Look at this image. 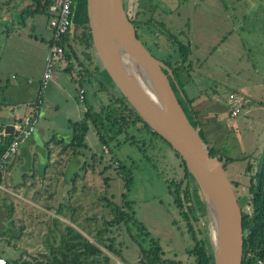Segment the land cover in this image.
Instances as JSON below:
<instances>
[{
    "label": "rangeland",
    "instance_id": "rangeland-1",
    "mask_svg": "<svg viewBox=\"0 0 264 264\" xmlns=\"http://www.w3.org/2000/svg\"><path fill=\"white\" fill-rule=\"evenodd\" d=\"M124 1L129 16L142 25L151 21V29L141 27L138 32L160 60L176 63L181 59L173 38L190 44L180 86L176 85L178 93L183 95L181 91L184 90L189 99L196 98L192 107L198 114L209 147L222 150L223 162H227L228 156L236 159L227 163L226 171L229 179L238 183L234 188L243 210L250 212L251 173L247 165L253 163L256 170L264 148V0ZM31 4L32 0H0V78L3 86L11 67L26 71L27 76L33 73L40 76L46 65V45H50L47 41L52 36L48 28L50 14L22 15ZM76 49L82 55L83 47L76 46ZM96 64L95 60L90 66L94 73ZM74 70L75 75H83L79 66ZM64 75L68 79L66 89L64 85L53 83V74L45 91L46 114L39 125L44 137L41 132H35L34 143L31 139L20 149L24 164L32 163L29 170L33 175L25 177L24 166L13 167L16 160H21L19 154L5 165L7 179L3 184L11 198L1 203L0 252L5 251L6 258L42 257L50 250L47 237L57 235L65 224L73 225L99 244L95 235L114 217L115 206L125 203L123 195L126 192L128 200L134 203L135 217L159 240L163 258L194 264L195 257L189 250L195 240L168 188L170 181L183 177L181 159L162 139L151 143V135L137 130L140 124L130 129L136 135L135 144L122 134L119 136L121 146L114 150L108 147V152L103 150L94 127L87 135L88 149L67 144L72 123L81 120L88 109L97 111L103 104L110 103V95L94 83L91 87L95 95L87 91L86 99L81 102L76 82L70 74ZM0 94L3 95L1 91ZM236 96L243 99L240 113L213 121L210 111L219 114L230 109L226 104ZM232 104L233 108L239 106V103ZM3 106L4 98L0 96V107ZM76 106L82 113L71 114V108ZM184 106L189 108L185 101ZM189 115L195 121L191 110ZM144 139L148 141L145 146ZM60 140L63 143L58 142ZM100 155H103L101 159ZM119 159L126 160L128 170L132 171L133 184L129 191L126 174L118 168ZM8 171L14 178L12 184ZM194 188L191 182L190 190ZM185 206L186 210L192 209L190 218L197 238L207 237V249L211 253L205 203L198 204L194 196L185 200ZM60 207L61 215L57 214ZM57 217L59 222L56 223L54 218ZM127 228L128 225L121 224L106 233L115 237L114 247L120 254L117 257L111 253L109 264H140L143 254L131 235L139 232L137 225L131 224V231ZM95 264L105 263L101 258Z\"/></svg>",
    "mask_w": 264,
    "mask_h": 264
},
{
    "label": "trees",
    "instance_id": "trees-1",
    "mask_svg": "<svg viewBox=\"0 0 264 264\" xmlns=\"http://www.w3.org/2000/svg\"><path fill=\"white\" fill-rule=\"evenodd\" d=\"M54 0H32V4L22 11V15H35V14H49V6ZM126 8V3L124 1ZM130 20L134 23L136 29L141 27L151 29V21H145L142 25L138 20L129 16ZM75 27L73 30L74 38L73 41L78 43L83 47V53L80 55L76 49V45L72 43L70 36L66 35L63 40L59 41V44L65 47L66 50V62L65 70L72 72L79 66L82 69L83 81L80 82V87L86 89V93L89 90L87 85L93 83V78L96 79L94 83L98 84L101 91H106L110 95V103L107 105L103 104L101 109L98 111L87 110L84 117L72 123V132L70 133V141L67 144L73 145L75 148L88 149L89 144L87 142V135L91 129L94 127L99 136V141L103 146H108L111 150L119 148L121 142L119 136L126 134V139L135 144L137 141L136 135L132 134L130 129L136 125L140 124L137 130L146 131L147 134L151 135L150 142L153 143L157 139H162L171 148V144L168 143L160 134L153 130L150 125L139 115V113L128 103V101L117 91L113 82L109 77L100 69L99 65H95V73L90 70V66L95 64V59L89 51V43L83 28V18H82V8L78 2V6L75 12ZM173 43L177 45V49L181 56V59L172 63L171 61L165 62L172 70L173 77L171 78V83L174 88L175 93L182 105L184 101L187 103L188 109H184L193 125H199L201 127L200 121L197 119L198 114L193 109L192 104L196 100L189 99L182 90L183 95L178 93V88L176 85L180 86L181 73L185 69L186 62L188 61V56L190 54V44H185L179 41L177 38H173ZM51 44V41H50ZM82 56V57H81ZM65 62V61H64ZM59 62L55 68H58ZM77 64V65H76ZM111 88H109V86ZM183 96V97H182ZM189 110L193 112L195 121L189 115ZM3 127H0V133ZM202 128L200 131L201 136L206 140L203 135ZM1 138V135H0ZM12 141V135L5 136L0 140V158L2 154L6 151L9 144ZM207 141V140H206ZM30 141L25 144L27 145ZM63 143L62 140L58 141ZM148 143L147 139L143 140V145ZM208 143V142H207ZM67 144L65 146H67ZM23 145V147L25 146ZM48 145V144H47ZM141 147H144V146ZM139 146V145H138ZM142 151H144L141 148ZM172 150L181 159V164L183 166L184 174L182 179L179 181L172 180L168 183V188L170 193L174 196V202L178 206L181 214L187 220L188 226L190 228V234L195 240V245L189 250V253L195 257L194 264H214L213 253H209L207 246V237L202 239L197 238V233L192 225V220L190 218V212L192 209L186 210L185 200L193 198L197 200L198 204H202L204 201L200 195L199 188L194 180V177L188 171L185 162L182 160L180 154ZM23 151V150H22ZM211 156L219 157L221 161H224V155L222 150L214 147H210ZM48 152V150H47ZM21 157L22 171L26 177L28 174H32L29 168L32 163L24 164ZM96 157V154H93ZM100 159L103 155H100ZM46 159V158H45ZM120 160V159H119ZM236 159L232 157H227V162L224 163V167L227 170V163L234 162ZM258 165L255 170L253 163H248L247 170L251 173L249 181V192L250 198L248 204L251 207V211L243 210V228H244V260L243 264H259L258 260L261 259L264 264V148L258 158ZM85 168V165L83 166ZM128 162L119 161L118 168L126 174V188L129 191L133 184L132 171L128 170ZM77 175V173H76ZM24 177V178H25ZM191 182H194L195 188L193 191L190 190ZM234 186L238 183L231 181ZM24 184V181L20 183ZM185 187L183 188V186ZM125 203L122 206L116 205L114 208V217L111 220H107L105 228L95 235V238L99 244L92 242L88 237H86L79 229L75 228L71 224H65L60 221V223L65 224L64 228L57 232V235L53 234L47 237L49 253L43 254L42 257L33 256L31 259H23L22 256L19 257H5V251L0 252V256L5 257L7 264H95L101 260H104L105 264H109L111 260L110 254H114L120 257L118 250L114 247L115 237H109L106 233L111 232L113 227L121 226V224L128 225V230L131 231V224L137 225L138 233L131 234L133 240L139 245L143 257L140 264H159V263H170V264H182L180 261L176 260H166L163 258L164 251L160 245L158 239L152 236V234L146 230L143 223L139 222L135 217L134 203L128 200L127 193H124ZM11 195L8 192L0 191V201L1 203L8 201ZM239 202H240V198ZM241 203V202H240ZM243 209V208H242ZM2 210V206L0 211ZM11 213V212H10ZM57 214H63L62 207L58 208ZM55 222H59L58 217L54 218ZM131 233V232H130ZM54 238V239H53ZM252 254V257H248V254Z\"/></svg>",
    "mask_w": 264,
    "mask_h": 264
},
{
    "label": "water",
    "instance_id": "water-1",
    "mask_svg": "<svg viewBox=\"0 0 264 264\" xmlns=\"http://www.w3.org/2000/svg\"><path fill=\"white\" fill-rule=\"evenodd\" d=\"M89 51L139 115L177 151L200 190L214 264H242L243 209L223 161L211 156L171 83L173 72L140 37L124 0H77ZM14 126L6 125L12 134ZM214 236V237H213Z\"/></svg>",
    "mask_w": 264,
    "mask_h": 264
},
{
    "label": "built area",
    "instance_id": "built-area-1",
    "mask_svg": "<svg viewBox=\"0 0 264 264\" xmlns=\"http://www.w3.org/2000/svg\"><path fill=\"white\" fill-rule=\"evenodd\" d=\"M77 0H54L49 6V28L52 31L51 44L49 45V53L46 61L45 70L40 82V86L35 99L29 102V111L21 116H18L15 122L12 124L14 130L12 134H7L5 129L0 133L2 140L7 135H12V141L9 144L6 151L0 158V191H6L4 186L5 179H7V172L5 171V165L11 157H15L21 147L27 143V141L34 135L39 127L41 114L44 105L45 91L53 79L55 68L59 62L66 61L65 47L59 44V41L63 40L66 35L70 36L72 43L76 46H80L73 41V30L75 27V12H76ZM81 47V46H80ZM15 76L9 77V80L14 81ZM86 99V89L79 87V100L82 102ZM230 103H239V106H235L232 110V115L237 116L242 110L240 102L243 100L240 97L231 98ZM233 105V104H232ZM103 150L109 151L108 146H103ZM1 209V201H0ZM248 257H252V254H248ZM244 260V258H243ZM259 264H263L261 259L258 260ZM0 264H7L5 257L0 256ZM243 264V263H242Z\"/></svg>",
    "mask_w": 264,
    "mask_h": 264
},
{
    "label": "crops",
    "instance_id": "crops-1",
    "mask_svg": "<svg viewBox=\"0 0 264 264\" xmlns=\"http://www.w3.org/2000/svg\"><path fill=\"white\" fill-rule=\"evenodd\" d=\"M48 28H49V25H48ZM51 38H52V36L50 38H48L47 43H50ZM46 49H47L46 50L47 52H46V60L45 61H47L48 53H49V45L48 44L46 45ZM66 65H67L66 61L61 62L58 65V68L54 71L53 83H55L57 86H60V87H62V85H64L63 88L66 89V87H67L66 85L68 84V79L66 78V76L64 74H66V75L70 74L72 76V80L75 81L77 84L76 88L79 89V87L81 85L80 82L83 81L82 75H80V74L75 75L76 72L74 69L72 70V72L66 71L65 70ZM45 66L46 65H44L40 76L38 75L39 77L34 76V73H33V75L27 76V75H25L26 71H18V69H14L12 67L10 69L7 68L8 69L7 70L8 71V74H7L8 78H7V83L5 86L2 85V79L0 78V91L3 93V95L0 94V96H2V98H4V102H5V106L0 107V127L2 126L3 129H5L6 125L13 124L18 116L24 115L29 111V102L33 101L37 95V92H38V89L40 86V82H41V78H42L44 70H45ZM11 76H15L13 82L9 81V77H11ZM36 77H38V79H36ZM94 81H96L95 78H93V83L89 84V90H88L89 93L90 92L93 93L92 92L93 87H91V86L94 84ZM44 103H45V99H44ZM226 105H227V107L229 106L230 109H226V111H223L222 113L217 114L215 112V110L210 111V115L213 118L212 119L213 121L223 119V117H226L229 114H230V116H232V110H233L234 106L232 105V103H230V99ZM76 112L82 113V111L80 110V107L76 106L74 108H71V110H70L71 114H75ZM45 114L46 113H45L44 107H43L41 119H42V116H44ZM229 121H230V119H229ZM226 126H228V123L226 124ZM36 132H41L40 134H42V137H44V132L41 131L40 127H38ZM34 136H35V133L29 139V141H31V139H32V141H31L32 143H34V140H33ZM32 143H30V148H32V145H33ZM30 150H33V149H30ZM20 164H21V160H20V162H18V160H16L15 163L13 164V167H16V169H17L18 167H20L19 166ZM45 164L46 165L48 164V159H46ZM8 174H10L9 182H11V184H12V182L14 180L13 175H11V172H9V171H8ZM15 188H16V190H18L17 189V188H19L18 182H16Z\"/></svg>",
    "mask_w": 264,
    "mask_h": 264
},
{
    "label": "flooded vegetation",
    "instance_id": "flooded-vegetation-1",
    "mask_svg": "<svg viewBox=\"0 0 264 264\" xmlns=\"http://www.w3.org/2000/svg\"><path fill=\"white\" fill-rule=\"evenodd\" d=\"M137 31H139V29L137 30ZM139 33V32H138ZM177 95V94H176ZM183 106V108H184V105H182Z\"/></svg>",
    "mask_w": 264,
    "mask_h": 264
},
{
    "label": "bare ground",
    "instance_id": "bare-ground-1",
    "mask_svg": "<svg viewBox=\"0 0 264 264\" xmlns=\"http://www.w3.org/2000/svg\"><path fill=\"white\" fill-rule=\"evenodd\" d=\"M214 237V236H213Z\"/></svg>",
    "mask_w": 264,
    "mask_h": 264
}]
</instances>
